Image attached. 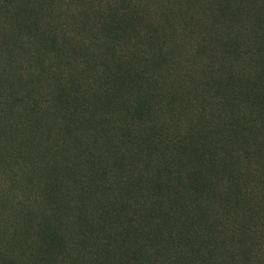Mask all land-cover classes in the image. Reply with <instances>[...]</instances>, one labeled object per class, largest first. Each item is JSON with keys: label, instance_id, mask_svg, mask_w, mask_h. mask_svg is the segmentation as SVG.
Wrapping results in <instances>:
<instances>
[{"label": "trees", "instance_id": "obj_1", "mask_svg": "<svg viewBox=\"0 0 264 264\" xmlns=\"http://www.w3.org/2000/svg\"><path fill=\"white\" fill-rule=\"evenodd\" d=\"M0 264H264V0H0Z\"/></svg>", "mask_w": 264, "mask_h": 264}]
</instances>
